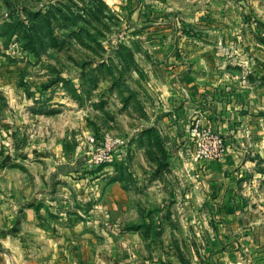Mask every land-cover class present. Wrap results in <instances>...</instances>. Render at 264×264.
<instances>
[{
  "label": "rangeland",
  "instance_id": "rangeland-1",
  "mask_svg": "<svg viewBox=\"0 0 264 264\" xmlns=\"http://www.w3.org/2000/svg\"><path fill=\"white\" fill-rule=\"evenodd\" d=\"M142 2L0 0V264H139L147 253L132 241H169L170 228L181 226L173 196L185 193L193 174L184 170L181 185L166 167L161 137L150 130L142 137L137 111H123L128 85L146 89L130 73L153 64L143 46L127 51L124 37L179 30L217 53L210 63L224 67L231 85L221 91L230 100L220 112L229 113L242 149L244 168L233 176L246 185L237 191L264 210V0H242L231 12L211 4L206 37L196 34L201 27L181 26L176 12L169 14L178 27L149 18L137 24L131 14ZM224 17L237 21L226 42L217 34ZM90 133L128 139L125 158L91 166ZM169 152L171 161L191 164Z\"/></svg>",
  "mask_w": 264,
  "mask_h": 264
},
{
  "label": "crops",
  "instance_id": "crops-1",
  "mask_svg": "<svg viewBox=\"0 0 264 264\" xmlns=\"http://www.w3.org/2000/svg\"><path fill=\"white\" fill-rule=\"evenodd\" d=\"M239 3L242 0H143L134 9L131 20H137V24L149 18L157 19L155 23L162 26L193 25L201 27L197 28V35L206 37L209 31L203 26H209L211 16L207 10L211 4H220L219 8L231 12L235 6L240 7ZM169 12H176L181 21L175 22ZM232 22L229 17H224L222 30L217 31L224 42L230 27L237 25L235 19ZM179 32L177 30L173 37L122 39L124 48L133 51V55L137 43L144 47L141 51L145 57L153 58V64L146 62L143 68L130 73L137 76L139 83L143 81L146 89L137 93L128 85L123 111H137L132 119L136 120L142 137L148 130L157 138L161 137L159 145L167 161L166 167L173 171L181 185L184 184V170L190 168L189 172L193 174L185 193L173 196L182 224L170 228L169 241L155 244L150 238H140L137 243L132 241V248L147 253L145 257L141 256L139 264H264V210L260 208L259 199L237 191V187L246 185L242 178L233 176L244 168L240 161L242 149L236 145L229 113L220 112L226 100H230L221 94L231 88L226 79L227 72L223 66L215 69L210 63L211 55L215 58L217 53L208 43L204 44L198 38L192 42L185 34L186 37H179ZM194 117L211 123L230 145L223 159L203 162L200 179L196 176V164L186 166L171 161L173 157L168 156L169 150L178 152V142L185 135V123ZM124 208L122 205L123 214ZM154 208L160 209L159 206ZM127 232L136 234L135 229ZM161 248L169 254H157ZM178 250L185 251L181 260ZM149 251H153L151 255Z\"/></svg>",
  "mask_w": 264,
  "mask_h": 264
},
{
  "label": "built area",
  "instance_id": "built-area-1",
  "mask_svg": "<svg viewBox=\"0 0 264 264\" xmlns=\"http://www.w3.org/2000/svg\"><path fill=\"white\" fill-rule=\"evenodd\" d=\"M86 141V155L91 166L110 162L114 156L124 159L129 145L128 139L108 133L99 137L90 133L86 136ZM177 148L179 153L188 157L191 164L197 165L198 176L203 170L204 161L223 159L229 152L230 145L211 123L194 117L185 123V135L180 138Z\"/></svg>",
  "mask_w": 264,
  "mask_h": 264
}]
</instances>
